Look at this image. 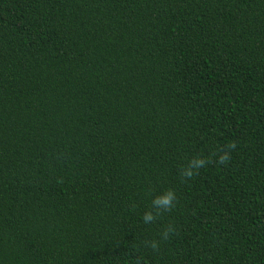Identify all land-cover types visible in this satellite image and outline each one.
<instances>
[{
	"label": "trees",
	"instance_id": "16d2710c",
	"mask_svg": "<svg viewBox=\"0 0 264 264\" xmlns=\"http://www.w3.org/2000/svg\"><path fill=\"white\" fill-rule=\"evenodd\" d=\"M0 264H264V0H0Z\"/></svg>",
	"mask_w": 264,
	"mask_h": 264
},
{
	"label": "clouds",
	"instance_id": "9594fccd",
	"mask_svg": "<svg viewBox=\"0 0 264 264\" xmlns=\"http://www.w3.org/2000/svg\"><path fill=\"white\" fill-rule=\"evenodd\" d=\"M235 148V144L229 146V151H224L217 156L219 164H227L230 159V149ZM209 163V160L203 156H197L191 159L187 166L180 171V176L184 179H191L200 169L204 168ZM177 204V194L174 189L168 188L157 193L151 200V205L142 214V222L145 225L152 224L157 217L166 212L172 211ZM176 231L174 225L169 224L160 232L157 239L146 241V247L150 248L154 253L159 252L161 243L167 241L171 234Z\"/></svg>",
	"mask_w": 264,
	"mask_h": 264
}]
</instances>
